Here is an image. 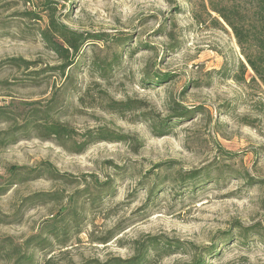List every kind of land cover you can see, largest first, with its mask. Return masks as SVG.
<instances>
[{"label": "rangeland", "instance_id": "1", "mask_svg": "<svg viewBox=\"0 0 264 264\" xmlns=\"http://www.w3.org/2000/svg\"><path fill=\"white\" fill-rule=\"evenodd\" d=\"M51 1L61 24L108 37L60 76L47 71L65 62L40 38L45 13L24 15L41 0H0V264L126 260L153 238L216 244L206 264H264L263 244L236 229L264 232V87L207 0ZM181 108L190 113L175 119ZM46 113L77 135L45 137ZM100 130L111 139L80 148Z\"/></svg>", "mask_w": 264, "mask_h": 264}, {"label": "trees", "instance_id": "2", "mask_svg": "<svg viewBox=\"0 0 264 264\" xmlns=\"http://www.w3.org/2000/svg\"><path fill=\"white\" fill-rule=\"evenodd\" d=\"M23 2L30 3L32 0H23ZM39 8L40 12H30L24 15L26 17H32L33 20L40 21L43 19L41 15L45 13L46 27L39 34L40 38L51 51L56 53L65 62L62 66L49 68L47 70L49 72H57L60 76H63L64 70L74 65L75 59L81 55L85 45L91 42H104L108 37L107 34L103 33H80L61 24L56 18V8L51 0H41V6ZM206 10L208 11V16L212 18L214 23L219 26L223 24L230 29L240 48L246 67L253 74L252 80L256 79L264 87V0H207ZM212 15L215 16L212 17ZM116 40L118 43L122 41L118 38ZM8 63H13L17 67H23L26 70L32 66L30 62L17 59H11ZM110 65L107 63L102 65L96 64V68L101 73H104L107 69L109 70ZM240 65L243 74L246 71V67L242 63ZM155 83H160V81L157 79ZM114 106L116 108L114 110L119 112L136 109L132 104H114ZM4 110L0 108V111ZM189 113V110L181 108L180 113L176 114L174 118L180 120L185 118ZM45 118H50L48 113L41 119L44 120ZM41 126L42 133L45 137H52L59 142L65 139L72 140L73 136L77 135L67 125L53 119L49 121L45 119ZM152 131L157 137H163L168 134L169 128L165 121H160L152 126ZM98 133L97 135L87 133V138L80 144V148L84 149L90 143L109 141L111 139L106 136L107 132L105 130H100ZM116 139H121V137ZM195 177L189 176L187 181L193 182L196 179ZM202 178L206 180L207 176H203ZM258 227L257 224L248 228L237 226L236 229L239 233V239L248 240L254 236L264 246V232L261 230V227L260 229ZM228 237V233L223 234L221 237L222 243ZM147 242L148 244H143L136 249V254L132 258L126 260L114 258L104 263L88 261L83 264H150L151 255L157 257L170 256L177 254L178 251L182 253L188 252L189 249H191V252L199 251V253L191 263L187 264H206V259L214 257L217 254L216 244L197 250L193 245L181 246L178 242L172 244L171 242L161 241L156 238L150 239ZM49 263V261L44 262V264Z\"/></svg>", "mask_w": 264, "mask_h": 264}]
</instances>
